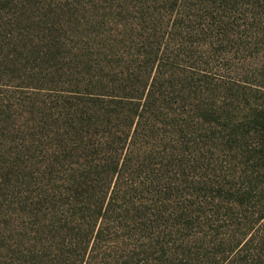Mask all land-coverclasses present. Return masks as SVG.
I'll return each instance as SVG.
<instances>
[{
  "label": "rangeland",
  "instance_id": "rangeland-1",
  "mask_svg": "<svg viewBox=\"0 0 264 264\" xmlns=\"http://www.w3.org/2000/svg\"><path fill=\"white\" fill-rule=\"evenodd\" d=\"M158 72L164 100L128 180L118 151L130 193L112 200L122 127L91 94ZM262 113L264 0H0V264H67L57 250L93 215L94 264L253 260L236 223L264 206Z\"/></svg>",
  "mask_w": 264,
  "mask_h": 264
},
{
  "label": "trees",
  "instance_id": "trees-1",
  "mask_svg": "<svg viewBox=\"0 0 264 264\" xmlns=\"http://www.w3.org/2000/svg\"><path fill=\"white\" fill-rule=\"evenodd\" d=\"M158 55V54H157ZM155 54V58L157 57ZM152 62V61H151ZM154 63V60H153ZM157 69V68H156ZM163 74V73H162ZM160 72L157 73L149 86L147 92L146 82L143 85H138L137 88H133L132 84H124L123 90L118 94H91V101H101L106 100L107 106L113 105L110 109H107V113H113L117 117L119 123H121V136L118 138V144L115 150L112 152L110 159L115 162L114 167L111 171L112 183L114 176L118 177V181L115 183L113 190L114 199L119 198V194H124V198L130 193L129 189L121 182L119 177V157L118 151L122 150L124 147V178L128 180L131 171L136 170V163L141 155V144L142 137L145 131V126L147 122L151 120L150 109L154 107V103L158 102L160 99L164 100V92L159 87H157L160 81ZM151 77V76H150ZM147 87V88H146ZM106 97V98H100ZM161 108V107H160ZM162 109V108H161ZM204 110V109H203ZM202 110V111H203ZM91 113H89V116ZM178 121L185 122L184 119H174L172 121L173 125H176ZM260 130L264 132V114L260 116L259 120ZM172 136V135H170ZM169 149L165 148L163 144H160L157 148V156L160 159L166 157L169 153ZM109 183V184H110ZM252 194V191L248 188L243 195ZM106 194L103 196L105 200ZM102 200V199H101ZM243 201L241 204H243ZM260 215L252 218L248 216L239 217L237 226V235L239 236L238 246H241V253L246 255H252L253 260H249L246 264H264V206L260 210ZM97 216H90L79 222L76 228H72L71 232L67 234L64 240H68L66 252L57 250L58 255L56 256L58 260L63 258V262L67 264H94V257L92 256L96 244V236L98 235V240L102 234L103 225L95 235L96 226L99 224V219ZM99 220V221H98ZM105 221L101 220V223ZM121 224V222L119 223ZM101 225V224H100ZM250 236L248 240L246 238ZM100 241H103L100 239Z\"/></svg>",
  "mask_w": 264,
  "mask_h": 264
}]
</instances>
